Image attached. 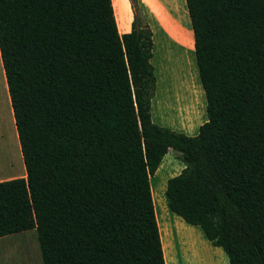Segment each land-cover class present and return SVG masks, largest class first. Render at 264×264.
<instances>
[{"label":"trees","instance_id":"obj_1","mask_svg":"<svg viewBox=\"0 0 264 264\" xmlns=\"http://www.w3.org/2000/svg\"><path fill=\"white\" fill-rule=\"evenodd\" d=\"M208 119H152L153 32L112 0H0V54L26 176L0 181V238L43 264H167L151 179L170 150L172 213L229 264H264V0H186ZM133 8H136L133 1Z\"/></svg>","mask_w":264,"mask_h":264},{"label":"rangeland","instance_id":"obj_2","mask_svg":"<svg viewBox=\"0 0 264 264\" xmlns=\"http://www.w3.org/2000/svg\"><path fill=\"white\" fill-rule=\"evenodd\" d=\"M135 4L136 13L144 23H147L148 20L143 14L144 8L136 2ZM166 19L162 20L165 21ZM119 22L120 24L124 23L122 19H119ZM170 25L172 24L168 19L165 24L166 35L163 32L157 33L156 35L157 43L154 46V66L159 81L157 80L156 83L155 94L156 96L158 94L159 99L168 94L173 98L178 93V90H173V79H188L194 95V105L196 106L199 102L198 106H200V109L199 107L197 108L208 119L206 107L203 108L204 105H207V101L197 67L193 32L187 30L185 26L181 27L180 25H175L170 30ZM164 108L170 110V105L167 101H165ZM171 112H167L165 116H162L163 118L167 117L170 122L159 123L155 119L154 122L165 128L178 129L177 132L184 133L188 136L198 134L200 121L194 122L195 129L192 131L188 129L190 126L186 121L185 111L182 107H173ZM182 168H185V164L180 159V153L175 150H170L166 157H164L162 167L152 177L151 186L158 217L162 218L165 212L167 215H170L171 220H177L179 223H183V226L176 225L177 228L174 229L176 241L178 244L179 242H183L185 249L194 250L199 258H194V261L201 263L202 259L200 258L203 254L207 257V260L212 259L208 257L213 256V254L211 255L201 246V241L208 240L199 227L187 224L182 218L172 213L168 207L166 196L168 180L177 176L182 171ZM25 172V163L0 56V181L25 177ZM174 224L176 223L174 222ZM179 232L180 234H177ZM222 251L228 258L223 249ZM188 253L189 258L187 257V259H191L192 252ZM0 264H43L42 252L36 231L29 230L0 238ZM183 264L189 263L184 262Z\"/></svg>","mask_w":264,"mask_h":264},{"label":"crops","instance_id":"obj_3","mask_svg":"<svg viewBox=\"0 0 264 264\" xmlns=\"http://www.w3.org/2000/svg\"><path fill=\"white\" fill-rule=\"evenodd\" d=\"M112 1L114 5L115 16L117 19L119 32L121 34L129 33L132 30V23L135 16V9L133 8L132 1H135L136 3L141 5L142 8H144L143 14L147 18L148 20L147 24L150 26L153 32L154 46H156L157 43L156 41L157 33L163 32L165 34V30H166L165 24L168 19L172 24L170 25V30H172L175 25H180L181 27L185 26L187 30H191V32H193V37H194V31L192 29L191 18L189 15V10L187 7L186 0H112ZM165 18H167L165 21L162 20ZM119 19H122L124 23L120 24ZM154 61H155V57H153L152 59L153 66L155 65ZM1 63H2V59H1ZM3 72H4V68H3ZM155 74L157 80L159 81L158 74L156 73V69H155ZM172 87L174 91L178 90V93L175 96H173V98L168 94L167 96L159 99L158 94L157 96L155 94L152 100V108H151L153 121L157 120L159 123H166V121L170 122V120H168L167 117L163 118L162 116H165L167 112L172 113L171 110L173 107H182L185 111L184 115L186 117V121L190 126V128L188 129L194 131L195 129L194 122L197 121H200L198 126L200 128V126L203 125L207 121V119L205 118V116H203V113L199 110L200 109V106H198L199 102L198 104H196V106L194 105L195 103V101L193 100L194 95L191 90V85H189L188 83V79H173ZM165 101L169 103L170 110H166L164 108ZM197 107H199V109ZM205 107L206 105L203 106V108ZM169 129L173 131H178V129H172V128ZM162 164L159 167V169L162 167ZM183 169L184 168H182V170ZM153 197H154V193H153ZM156 214L160 227V233H161L164 254L167 264H183L184 262L189 264H229L228 258L223 253L222 249L213 246L209 241H201L202 244L201 246H203L211 255L213 254V256L208 257L212 259L207 260L206 259L207 257L204 256L203 254L200 258L202 259V262L196 263L194 261V258H198L197 253H195V251L192 249L189 250L185 249L183 242H179L178 244L176 241L174 229L177 228L176 225L183 226L182 225L183 223H179L177 220H171L170 215L169 214L167 215V213L165 212L162 218L161 217L159 218L157 209H156ZM174 222L176 224H174ZM177 234H180V232ZM188 252H192L191 259H187V257L189 258Z\"/></svg>","mask_w":264,"mask_h":264}]
</instances>
